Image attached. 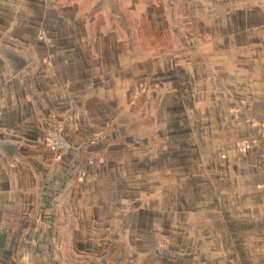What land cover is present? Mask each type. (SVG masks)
Segmentation results:
<instances>
[{"label": "crops", "instance_id": "crops-1", "mask_svg": "<svg viewBox=\"0 0 264 264\" xmlns=\"http://www.w3.org/2000/svg\"><path fill=\"white\" fill-rule=\"evenodd\" d=\"M25 259L264 264V0H0V264Z\"/></svg>", "mask_w": 264, "mask_h": 264}, {"label": "built area", "instance_id": "built-area-1", "mask_svg": "<svg viewBox=\"0 0 264 264\" xmlns=\"http://www.w3.org/2000/svg\"><path fill=\"white\" fill-rule=\"evenodd\" d=\"M47 141L57 150L63 151L71 146L70 140L60 130H54L47 136ZM23 264H33L29 259H25Z\"/></svg>", "mask_w": 264, "mask_h": 264}]
</instances>
